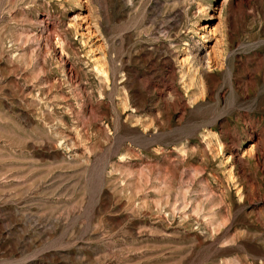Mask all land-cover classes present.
Returning <instances> with one entry per match:
<instances>
[{"label":"rangeland","instance_id":"obj_1","mask_svg":"<svg viewBox=\"0 0 264 264\" xmlns=\"http://www.w3.org/2000/svg\"><path fill=\"white\" fill-rule=\"evenodd\" d=\"M0 264H264V0H0Z\"/></svg>","mask_w":264,"mask_h":264},{"label":"bare ground","instance_id":"obj_2","mask_svg":"<svg viewBox=\"0 0 264 264\" xmlns=\"http://www.w3.org/2000/svg\"><path fill=\"white\" fill-rule=\"evenodd\" d=\"M211 30V29H210ZM208 33V32H207Z\"/></svg>","mask_w":264,"mask_h":264}]
</instances>
